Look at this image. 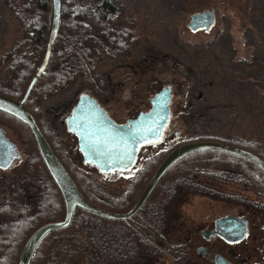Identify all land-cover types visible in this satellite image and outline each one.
<instances>
[{"label": "rangeland", "instance_id": "374dc122", "mask_svg": "<svg viewBox=\"0 0 264 264\" xmlns=\"http://www.w3.org/2000/svg\"><path fill=\"white\" fill-rule=\"evenodd\" d=\"M114 2L120 9L117 25L129 32L126 39L128 50L126 53L122 50L124 54L119 59L107 58L101 51L95 60V75L102 81L101 85L107 82L116 85L117 99L122 101L118 100L115 104L125 108L123 103H129L132 114L139 110L149 111L152 107L149 99L155 97L162 88L171 86L169 104L180 128L177 137L172 134L163 143L143 146L136 165L147 163L152 155L181 140L186 144L212 141L209 139L213 138L229 143L241 139L257 143L264 149V89L261 88L264 81L255 83L249 79L259 69L251 63L254 56L264 58V32H260L256 26V22L264 21V0ZM171 3L174 7L169 6ZM212 7L215 8L217 21L210 32H191L188 29L185 33L182 32L185 23L189 21V14ZM6 8L7 28L4 30V43L6 49H9L8 46H12L14 39L20 36L22 41L24 35L21 21L13 15L9 7ZM3 70L5 73V68ZM85 82L87 81L84 79L80 80L72 89L73 99L77 100L87 94L83 88L87 85ZM65 98L68 95L60 94L47 100H39L38 104L47 115L46 112L51 107ZM52 120L55 128V135L50 134L52 141L67 156L69 166L82 170L90 179L104 185L108 192L115 193L116 189L120 193L123 189L122 182L116 183L111 175H103L96 168L85 164L78 151L77 139L67 131L65 125L60 124V117ZM0 126L6 129L7 137L16 143L21 153L12 167L20 165L28 155L25 141L27 135L22 127L17 130L7 118L1 121ZM157 165L158 163H151L150 169ZM9 170H0V175ZM210 170L202 167L197 172ZM137 175L138 173L135 176ZM125 177L129 179L130 175ZM3 180L6 181L5 177ZM3 180L0 179V189ZM242 181L230 179L223 186L235 201L230 198L229 201L222 202L214 197L211 199L210 196L189 195L179 206L180 216L176 224L172 223L166 232V249L173 252L176 244L189 242L192 225L198 223L201 217L240 215L249 220L251 232L242 242L235 245L220 244V249L235 264H264V238L259 231V226L264 221V196L257 191L258 187L244 179ZM240 196L246 200L238 201ZM79 214L71 225V231L78 230V225L87 217ZM97 222L98 220L94 221V224ZM95 229L99 230L98 233H87L84 230L73 242L62 244L59 254L57 252L58 258L63 257L64 264H90V253L95 251L97 254L103 252L102 258L110 260L112 224L99 221ZM191 253L194 264H215L211 259L205 262L196 253ZM163 257L167 262L171 259L168 255ZM95 261L103 264L97 258ZM155 263L154 260L149 264Z\"/></svg>", "mask_w": 264, "mask_h": 264}, {"label": "trees", "instance_id": "16d2710c", "mask_svg": "<svg viewBox=\"0 0 264 264\" xmlns=\"http://www.w3.org/2000/svg\"><path fill=\"white\" fill-rule=\"evenodd\" d=\"M7 3L13 15L21 21L24 36L19 62L14 67L15 73L18 74L19 84L15 90L3 93L21 101L30 82L37 76L31 94L25 100L24 105L35 117L42 132L81 192L89 201L102 208L114 212L130 210L167 156L185 142L181 140L173 143L152 155L147 163H158L157 169H150V167L141 169L135 176L130 189L119 198H115L104 185L90 179L82 170H75L69 166L67 156L59 150L50 135H55L53 120L51 121L54 116L52 114L46 117L38 104L39 100H47L72 91L82 79L87 81L84 83L87 85L97 87L101 84L102 81L95 75V60L99 53L102 51L107 58L119 59L122 56L121 51L124 50L126 53L128 50L126 39H128L129 32L117 25L120 9L116 7L114 0H61L60 25L51 56L44 72L37 75L45 57L51 33L53 0H7ZM171 5L173 4H169ZM254 14H256L255 11ZM256 26L260 32H264V21L256 22ZM251 63L259 69L254 76H249V79L255 83L264 81V58L254 56ZM261 88L264 89V86ZM4 114L17 130L22 127L27 135L25 140L28 150L27 157L18 165L19 172L12 175L10 181H2L0 189V264H20V256L28 238L40 226L63 220L66 206L58 185L45 165L30 127L12 115ZM73 136L76 138L74 134ZM209 140L251 151L264 160V149L257 143L241 139L234 140L232 143L218 138ZM202 167L234 173L235 176L238 175L249 184L258 187L257 191L264 196V173L258 165L245 158L216 149H201L183 156L168 169L157 186H162V183L169 177L174 179L191 175ZM78 213L87 217L78 225V230L71 231V225ZM97 220L105 223L125 222L114 221L77 208L68 227L53 230L43 238L35 251L31 264H64L63 257L58 258V250H61L59 247L66 242H73L79 237L81 231L98 233L99 230L95 229L96 226L98 227V222L94 224ZM102 253L91 252L88 263L97 264L95 261L97 258L103 264H116L113 262L112 251L110 260L109 258L104 260Z\"/></svg>", "mask_w": 264, "mask_h": 264}, {"label": "water", "instance_id": "95a60500", "mask_svg": "<svg viewBox=\"0 0 264 264\" xmlns=\"http://www.w3.org/2000/svg\"><path fill=\"white\" fill-rule=\"evenodd\" d=\"M60 18L61 0H53L51 33L46 54L37 75L44 72L49 62L52 47L58 34ZM216 21L215 9L206 8L190 15L189 28L193 32L204 30L208 33L215 26ZM36 80L37 76L30 82L21 101L0 94V110L17 117L30 127L45 165L63 195L66 213L63 220L46 223L32 233L23 247L19 260L20 264H31L35 251L43 238L53 230L68 227L77 208L111 220L124 221L129 219L147 201L168 169L177 160L189 153L201 149L220 150L255 163L264 173V160L251 151L218 141L191 142L178 146L167 156L130 210L114 212L97 206L81 192L42 132L35 117L24 105V101L29 96ZM170 99L171 87L169 86L161 89L155 97L151 98L152 107L149 111L139 113L137 117L127 123H117L96 98L84 94L68 117L67 128L77 136L78 148L86 164L96 166L104 174L114 171H130L137 163L141 147L153 143H163L172 134L179 135L180 128L172 115ZM20 155L16 144L6 137L3 129H0V167L7 168L15 159L20 158ZM217 224L218 228L222 227L221 235L230 243L241 242L250 232L249 222L244 217L229 215L218 220ZM215 262L216 264H233L221 255L216 257Z\"/></svg>", "mask_w": 264, "mask_h": 264}, {"label": "flooded vegetation", "instance_id": "af4514ba", "mask_svg": "<svg viewBox=\"0 0 264 264\" xmlns=\"http://www.w3.org/2000/svg\"><path fill=\"white\" fill-rule=\"evenodd\" d=\"M6 7H9L7 0H0V94L3 95H5L3 93L5 91L15 90V88H17L19 84L18 74L15 73L14 67L15 64L19 62V57H20L19 55H20V49L22 43L20 36H18L17 39H14L12 41L11 43L12 46H8L9 49H6V45L4 43L6 39V36L4 35V30L7 28V23L5 21V17H6L5 13L8 10V8ZM116 7H118V5H116ZM190 15L191 14H189V21H190ZM189 21L185 23V27L182 30L183 33H185L187 29L191 31L189 28ZM123 66L126 67V65ZM3 68H5V73ZM113 85L115 84H113L112 82H107V84L105 85L100 84L97 85V87L86 85L83 86V88L86 89L85 93L90 95L92 98H96L100 102V104L103 105V107L109 111L111 117L117 123H127L129 120L137 117V115L143 111L139 110L135 114H132L130 110L131 106L129 105V103H123L125 108L117 107L115 102L118 100L119 101L122 100L119 98L117 99L118 90L116 89V85L115 88H112ZM65 94L68 95V98H65L59 104H55V106L50 108V111L46 112L47 115L46 114L45 115L46 117L47 116L50 117V115L53 114L54 116L53 118L56 119H59L60 117L61 124L65 125V127L67 128V119L72 114L73 109L76 107L80 97L77 100L73 99L71 96L74 93L71 91H68ZM149 102L151 105L152 104L151 98L149 99ZM4 113L6 112L0 110V123L1 121H5V118H7L5 117ZM0 129H3L5 131V135L7 137L6 129L2 126H0ZM71 134L74 133L71 132ZM175 136L177 137L178 135ZM76 139L78 144L77 136ZM150 146H153V144ZM16 147L18 149L17 145ZM142 148L143 147H141V150ZM78 151L80 152L79 148ZM80 154L82 155L81 152ZM17 159H15L13 163L7 168L0 167V170L2 171L12 169V171L9 170L7 173H3L2 175H0L2 176L0 178L1 180H3V177H5L7 181H10L12 175H16L19 172V168H18L19 164L12 167V165ZM82 161H83V155H82ZM94 167L97 168L96 166ZM147 167H151V164L149 163L137 164L134 165V167L130 171H126V172L114 171L109 173L108 175L114 177L113 180H115L116 183L117 181L122 182L121 183L123 188L122 191L120 193H117L116 189H114V192L116 194L112 192L113 196L115 198H119L124 192L129 190L135 178L132 177V175L135 176L137 173H139L141 169ZM127 174L130 175L129 179L125 177ZM230 179H232V181H237V182L243 180L242 177L240 179L239 176L238 175L235 176L234 173L230 174L228 171L223 172L220 170L211 169L208 172H195L194 174L191 175L180 176L174 179H167L162 183V186L160 187L157 186L158 185L157 184L156 187L153 189L151 195L148 197V199L150 198V200L148 201L147 199L148 202L146 201L143 204L144 207L143 206H142L143 208L141 207L142 210L140 208L137 211V213H135L132 217H130L127 220H124L125 222L111 223L112 240L110 242V246L112 250V257L115 260L116 264L117 263L120 264L148 263L149 264L154 260L156 261L155 264H194L192 262L193 260L191 257L192 255L191 251L196 253L197 257L204 259L205 262L206 261L208 262L210 261L209 259H211L216 264L215 262L216 257L218 255H221L224 258L228 259L233 264H235L226 255H224L222 249H220V244L235 245L240 243V242L238 243L228 242L221 235L220 230H222V227L218 228V224H217L218 220L229 215H220L214 218H212L210 215L201 217L198 223L192 225L191 239L189 242L176 244L175 246H173V252L171 251L169 252L166 249L167 248L166 232L169 231V228L172 223L173 225L176 224V220L180 216L179 206L181 205V203H184L189 195H198L200 197L210 196L211 199L214 197L216 200L222 202H227L229 201L230 198H232L231 199L232 201H235L234 198L230 194H228L229 193L228 190L223 189V186L228 184V180ZM219 185L221 187H219ZM163 186H165L166 188ZM237 200L240 202H244L246 199L245 197L240 196V199L237 198ZM230 215L235 217H244L240 215H233V214ZM244 218L247 219L246 217ZM114 221H118V220H114ZM247 221L249 222L248 219ZM249 225L251 232L252 226L250 222ZM263 226H264V221L259 226V231L263 233V238H264ZM169 248L170 247H168V249ZM186 249L188 250V252ZM166 252L168 253L166 254ZM167 255L170 256L171 258L169 262H167L166 259L163 257ZM185 257L186 259H184Z\"/></svg>", "mask_w": 264, "mask_h": 264}]
</instances>
